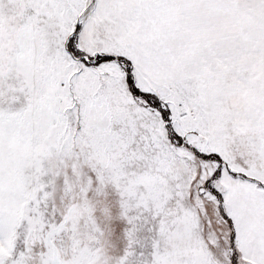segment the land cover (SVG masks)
Wrapping results in <instances>:
<instances>
[{"label":"snow or ice","instance_id":"6c2138e0","mask_svg":"<svg viewBox=\"0 0 264 264\" xmlns=\"http://www.w3.org/2000/svg\"><path fill=\"white\" fill-rule=\"evenodd\" d=\"M0 264H264V0H0Z\"/></svg>","mask_w":264,"mask_h":264}]
</instances>
